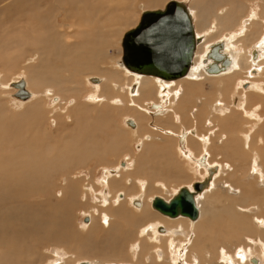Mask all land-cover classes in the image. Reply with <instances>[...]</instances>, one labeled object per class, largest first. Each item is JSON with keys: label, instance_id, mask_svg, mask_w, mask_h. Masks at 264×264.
<instances>
[{"label": "rangeland", "instance_id": "374dc122", "mask_svg": "<svg viewBox=\"0 0 264 264\" xmlns=\"http://www.w3.org/2000/svg\"><path fill=\"white\" fill-rule=\"evenodd\" d=\"M90 1H95V0H90ZM98 1H99L98 2L99 7L101 9H103V6H104V10H106L105 13H107V15H111V14L113 15L112 21L107 20L104 22L105 27L101 25L102 27H104V30H103L104 34L107 36V38L100 39V42L101 41L102 42L99 45V47H100V50L103 49V52L99 53V55L96 57H94L92 52L89 55V51H90L89 48L91 47L90 42H93V44H94V39L91 40L92 38H89L88 42L86 44H83L82 48L78 47L80 56L76 57L77 60L83 59V61H86L87 63H93L94 62L93 66L99 68L98 71H93L91 69H85V68H83V66L79 65L78 63H77V65L74 64L75 57H72V53L70 54L71 56L69 54H67V55H69L67 57L68 59H70V58L74 59L71 62L72 65L70 64V66L65 67V65H63V63L61 64L60 62H57V64H58L57 66H59V67L64 66V69L62 70V72L59 71V74L55 78V81H53V83H50V85H51L50 89L53 91V93L55 95L61 96L62 100H61V102L59 100V102L57 101V103H54V97H53L54 94L52 95V93L48 90L46 92V95H47L46 100H44L43 104L40 106V107H42L41 111L39 112V114L37 113L38 115H37V122L36 123L34 120L35 118L30 117L28 114L29 108L24 107V106L27 105V104L25 105V103H28V101L36 99L37 96L41 97V95L39 94L36 96L37 92L34 91L35 92L34 93L32 91V89H30V86H29L28 89L34 93V96L29 100H21V99L19 100V99L14 97V96H16L15 94L17 92V88L15 87L16 89H14L13 87L8 86V84H10L12 81H14V79H19L18 77L21 74L25 77L27 82H29V79H28L29 76L26 75L27 73L24 71V67H26V68L30 67V62L28 60L30 58V56L35 57V60H34L35 65L38 63L39 58H40V56H38V54H39L38 51L34 50V52H33V49H35V48L32 44L34 43V40L37 36H42V32H39V31L37 32L34 30V28L36 30L41 29L45 25V23H44V21H40V20L38 21L37 20V24L34 23L35 27L32 25L29 27H26L27 26V18L21 20V22H20L21 34H20V37L18 38L19 48H22L23 52H24L21 54L22 56L20 57L21 69H17L15 71V73H13L9 78H7L4 81L5 85L3 84V87H0V108H1L0 109V117L4 118L5 122H7L8 124H11L13 122L17 123V124L18 123H24V124L22 125V128H18L20 132L19 131H18L19 133L17 132L18 133L17 138L14 137L15 141H17V143H13V141L10 140V142H8L6 144L9 147L4 145V148L8 149L9 152H11V151L13 152L11 146L14 147V154H15L14 157H17L18 154L16 153V151H20V152L22 151V144L24 141H31V144L34 147L36 144V141L38 140L39 141L38 144H39V146H41L42 145L41 142H43V140H46L47 138H45L46 136H43L42 138H39V139L36 138V136H34V135L36 134V131L38 129H41L40 132H42V133L40 135H42L44 132L45 133L47 132L51 137L54 138V140H56L55 138H57V139L62 138L64 140L65 137H67L69 134H71L72 130H74L75 122L78 119V117L83 118V116H85L86 118H89L90 116H94V114H100L101 112H103L104 118H106V116H107V119L106 120L102 119L101 125L95 126V128L99 129L98 130L99 135L102 134L103 143H104L106 148H107V145L109 143L108 138H110V137L109 136L106 137L105 132L108 133V131H110V133L113 134V138H117V140H118L117 141L118 142L117 148L118 147L119 148L118 149L113 148L109 152L107 150L100 151L101 153L98 152L97 154L96 153L92 154L91 151H88L87 153H85L86 155L84 156V160L77 162V164L73 163V164H70L71 166L66 165L63 167L61 165L58 166V165L53 164L52 166L54 167V169L50 165V167L48 166L47 169H44V175L41 176V178L39 177L38 179H35L34 177L33 178L29 177L28 181L26 180L27 182L26 181H25V183L23 182L24 183L23 186H25V189L27 190L28 194L27 193L23 194V196H21L20 201H19V199L17 200L16 205H18V204L23 205V206L27 205L28 207L35 205V207H44L46 211H53V212L55 211L56 213L54 212L55 215L53 216V218L54 217L55 218L53 219L51 217L52 215H46L47 216L46 218L49 217L47 220L44 218V222L46 221L45 225L49 226V232L47 234L48 236L45 235L46 233L45 234L43 233V234H39L37 236V239L35 237V239H36L35 241L31 240L32 238H30V239L27 238L25 240V243H30L31 247L27 246V245H24L23 247L22 246L15 247V246H12V242L10 241L8 243V245H9L8 248L10 250L8 251V248L6 247L7 245L5 246L4 244L2 245L0 243V264H4L3 263L4 261H5V264H79L80 262H83V261H89V262L94 261V262H96L94 264H126V263H132V264H141V263L142 264H147V263L148 264H164V263L165 264H174V261L171 260V256L173 257L175 255V253H173L172 251L166 250L167 256L165 255L164 258L160 259L159 256L157 255L156 251H155V248L157 246H163L164 248L165 247L167 248V246H169V244L170 245H171V243L173 244L174 239L172 238V240H171V237L169 235H166V234L165 235L160 234L161 237L159 239H156L154 237V235L152 234L151 230H149V228H147L149 226H146V225H149L150 223L153 225L154 223H157L158 221H160V222L162 221V224L166 225V224L172 223L173 220L169 217L162 215L161 213H159L155 209H153L149 201H148V205H146L143 208V210L141 208H136L135 206H133V204H132L133 199H131V198H133V196L135 197L138 193H144L146 198H149L153 195H159V194L163 195V196L165 195L168 197L171 193L167 194L165 191L166 188L167 189L173 188V190H170V192H173L174 189H177L184 184H189V183H192L193 181L200 180L203 177V175L206 174V171L203 167L198 165L197 159L191 157L192 156L191 155V152H192L191 147L188 145L187 142L184 141L182 143L183 148H185V147L186 148H185V152L182 151V153H180L181 157H179V149H178L179 142L176 143V141H172V139L175 138L173 136L174 134L173 135L171 133L167 134L165 132L161 133L159 130H157L155 128V126H152V124H154V122H157L156 117L165 116V115H159V114L153 115L150 112H148V110H149L148 105H149V103H151V101L161 102V96L159 94V87H156V86H154V84H152V86L145 89L144 93L137 94V95L135 94L136 96L134 94H132L133 96H131V91H129L130 93H128V90H127V83L130 81H128L127 79H125L123 77V71L121 70L122 68L119 67V65H120L119 60L121 59L122 54H123L122 38H123L125 32L128 31L129 29L137 26V24L139 23V21L141 19V15H142L143 10L163 8L165 6V4L170 0H122V2H120V1L114 2L113 5H111L108 2V0L104 5H103L101 0H98ZM185 1H187L188 4L192 3V0H185ZM233 1H235V0H233ZM238 1L242 4H245V10L243 12V17L249 15L250 11L251 12L257 11L261 16V19H264V17H263L264 16L263 15L264 14V2H263L264 0H238ZM225 2L226 1L220 2L219 4H217L215 9L223 7V6L228 7L231 5L230 1H229V3L228 2L225 3ZM223 3L226 4L227 6L224 5ZM220 4H222V5H220ZM39 9H41L40 10L41 14H43L42 12H44L45 14H49V13L53 12L52 9L51 8L49 9L48 7L45 9L40 7ZM91 10H92L91 7L86 6L85 9L80 10V15L72 16V14H71V17L73 19L71 22L72 27H73V32H77V31L82 30V29L87 30L88 28H89L88 30H90L91 27L93 29V26L89 23L91 25V27H90L89 24H86L85 20H84V18L87 17V15H88L87 12H90ZM195 13H196V10H195ZM40 16H42V15H40ZM105 16L106 15L103 14V17L102 16H100V17H101V19H103ZM88 18L93 20L94 16L92 14H90V17L88 16ZM200 18H198V21L201 24ZM213 19H214V17H213ZM241 19L242 18L238 17L237 21H235V23L233 22L234 25H236L235 27H232V30L234 29L233 31H235V30H236V32L240 31V29L237 28V25H240ZM39 22H41V23H39ZM63 22H68V20H62L60 22H57L56 23L57 29L60 28V25ZM237 22H239V23L237 24ZM263 22H261V23H263ZM12 23L13 22H11V20H7V19L5 20V18L0 20V30L7 28V29H5L6 32H7V30H10V29L12 31L13 28L15 27V24H13V26H11ZM91 23L92 24L95 23L97 25H100V23L93 22V21ZM58 32H60V31L58 30ZM62 32L63 31H61L60 33L62 34ZM94 33H93V35H94ZM48 40H49L48 37L45 36L44 37V43H45V41H48ZM83 40H84L83 36H80V37L77 36V37L73 38V42L78 43V44L81 42L83 43ZM65 43H66L65 40L63 38H61V44L68 46V44L67 43L65 44ZM42 45H43V43H42ZM70 52L71 51L69 50L68 53H70ZM72 52L74 53V50ZM3 55L5 58H8L9 53L6 52ZM94 58H95V60H94ZM52 61H54V60H52ZM90 65L92 66V64H90ZM75 66H77V67H75ZM68 67L70 70L66 69ZM117 69L119 71L121 70V72L117 77H115L114 73H115V70H117ZM72 70H75V71H72ZM71 71L75 72V75H73V77H71V75H72ZM1 75H2V72H1V65H0V76ZM17 75H19V76L17 77ZM67 75L71 77V79L68 77L66 80L67 83L69 82L68 84L66 83V85L69 87H67L65 85V81H64L63 82L64 84L61 86V91H60L57 88V85L60 84L63 81L64 76L67 77ZM99 75H105L106 76V79L103 83L101 82L98 85H94V84H91L90 81L88 82L89 76H99ZM249 75L251 76V79L244 80L245 82L240 80V79L246 77L245 72L241 73V75H238L239 79L236 78L238 76L230 77V78L227 77L224 79L225 81H220L221 78L220 79L211 78L210 75H208L207 73H206L205 77L199 78V79H197V81H196V78H193V77L189 78L188 77L185 80H182V82H179V84H181L180 85L181 87L178 85L176 86V87H178V88H176L178 90L177 91L178 94L175 93V95L174 94L172 95V103H171L172 108L173 107L175 108L176 105L181 104L186 109L185 115H188V117H191V119L189 120V125L194 126V128H196L201 134H208L207 136H209V137L211 136V138L213 137V140H212L213 142L209 146L203 147V151H205V150L211 151L213 153V158L215 160L225 162L226 167H227V169L223 173L218 175V178H217V188L221 192V193L219 192L220 197H217L219 199V201L218 202L213 201V203H212V201L207 199V197L204 198V200L206 199L205 208H207L208 206L209 207L214 206L212 209L207 208V210L208 209H210V211L216 210L218 213L215 211L216 213L215 212H209L208 214H204L202 216L203 219H201L196 224L200 228L199 229L197 227V230H196L198 238H197V242H195V243L197 246L195 244H193V246H192V244H190V243H192L191 242L192 233L190 234V237L187 239L188 242L186 241L187 243H184L185 245H182V246H184V247H182L183 253L186 252L185 260H186V262L189 261V263L193 262L194 264H201V263L202 264H224L223 259H225L226 255L230 256V255L234 254L240 248V245H242V247L245 245H253L254 243H256L257 239L259 238L257 236H259L260 232H261V234L264 233L263 227L261 229L256 227L258 217L255 218V215L258 216V214H259V216H262L261 214H263L262 217H264V205H263L264 202H263L262 206L260 205L261 198L263 197V199H264V187L261 186L262 187L261 188L259 186V183L257 182V177L261 178V176H262L264 179V173H263L264 172V108L261 112L262 114H261L260 120L255 121V120L249 119L247 116H245V114H241V117H240L239 116L240 113L238 111L237 112H231V113H234L235 115L231 114V113L227 114V115L225 114L226 117L224 115L223 116H219L218 114L216 115L215 111L213 112L212 108L209 105L212 103L213 100L216 99V96L218 93L216 91L218 88L225 89L224 93L222 91L225 98H227L228 94H232V91H234L233 89L237 88L236 92H239V93L241 91L242 92L248 91L247 97L249 95H251L252 93H254V95L252 94V96H249V98L246 97V100L249 99V101H250V102L248 101L249 103H251V104L252 103L255 104V102L258 104L264 103V91L262 93V90L259 89L262 87L260 84L262 81H264V78H260L257 75H252L251 73ZM263 76H264V74H263ZM112 77H115L116 79L113 80ZM206 77H208V78H206ZM31 78H33V76ZM205 78H206V80H205ZM200 79L202 82L201 86L203 87L202 92L197 94L196 91H194V93H191L190 91H188V88H191V87L197 88V84L200 83V82H198V81H200ZM8 80H10V81H8ZM39 80H42V79L40 78ZM114 81H116L117 83ZM246 82H250V83L248 84ZM241 83H243V84H241ZM125 84H126V86H125ZM244 84H246L248 86L245 85V87H244ZM256 84H257V86L260 85L261 87L256 88L257 87ZM46 86H48V85H46ZM251 86H253V87H251ZM72 88H73V90H72ZM40 92H41V90H40ZM163 93H166V91ZM257 93H258V96H257ZM96 96H98V97H96ZM115 96H119L117 98L121 99L122 102L120 105H118L120 103L118 100H115V101L113 100ZM224 96L222 95V97H221L223 100H224ZM73 98L76 100L71 105L69 103L73 101L72 100ZM137 102H139V104H142L143 107L142 106L137 107L136 105H139V104H137ZM56 104H57V106L55 107ZM48 105H50V106H48ZM134 106H135V109H134ZM188 106H189V108H188ZM145 108H147L148 110H146ZM138 109H139V112H137ZM258 114H260V111L258 112ZM134 115L136 117H137V115H139L141 117V119H139V121H140V124L143 125L142 129L137 130V132L131 131V130H134L135 128L133 129V128L128 127L126 122H125L127 118L132 117ZM178 115H180V113H177V116ZM213 115H215V116H213ZM232 115H234V116H232ZM177 116L175 114H172V116L170 118L171 121L174 122V126L176 129H178L182 123V121H181L182 118L178 116V119H176L175 117H177ZM134 117H132V118L135 119L136 117L135 118ZM185 118H186V116H185ZM231 118H233V119L231 120ZM240 118H241V120L242 119L243 120L241 121ZM234 120L235 121L237 120V122H235ZM78 121L79 120H77V122ZM146 121H147V124H146ZM176 121H178V122H176ZM245 121L251 123V125L248 126L249 128L247 127L248 130L246 132L244 130H242L241 132L228 131L227 125H229L232 128L239 126V129H243V128H241V126H242L243 122L245 123ZM33 122L35 123V125H32L34 127V130L31 134H29L27 132V130H29L28 126L31 127L30 124H33ZM234 122H235V124H234ZM150 123H152L151 124L152 128L148 129L147 125ZM236 123H238L240 125H238ZM103 124H105V125H103ZM158 124L164 125L160 122V120L158 121ZM78 125L80 128L88 129L87 125L84 126L81 123H78ZM23 126L24 127L27 126L26 128H28V129H25ZM103 126H105V127H103ZM177 126H179V127L177 128ZM222 126H225V128L227 126L225 133H224V130H221V128H223ZM97 127H99V128H97ZM145 127H146V129H145ZM181 127H182V125H181ZM211 128H214V129H212V130H214V132L209 131ZM146 134H150L151 138L150 139L144 138L146 136ZM221 134H224L222 136V138L219 137ZM246 134H247V136L249 135V137H251L250 139H252V141H253L252 142L253 145L251 147L252 150H249V147L245 146V140L243 137ZM30 136H31V138L33 136L35 138L33 137L31 139ZM165 137H167V138H165ZM236 137H237V139H235ZM198 141H199V144L201 145V143H202L201 139L198 138ZM140 142L142 143L141 145H140ZM156 142L157 143L160 142V144H157L158 146L151 145L152 143H156ZM227 142L230 144H228ZM55 143H56L55 149H56V152H58L59 151V144L57 142H55ZM144 143H145V145H143ZM175 143L177 146L174 145ZM232 144L236 145L235 148H237L236 149L237 151L235 150V148L233 147L234 145H232ZM24 145H25V142H24ZM147 145H149V146H147ZM17 146L19 149L16 148ZM187 146L189 147V150H188ZM223 146L224 147L226 146L225 147L226 149ZM157 147H159V148H157ZM216 148H218V149H216ZM242 149H244V150H242ZM249 151L250 152L252 151V153L251 154L248 153ZM255 152H256V154H255ZM144 153H145V155L146 154L147 155L145 156ZM150 153H152V154H150ZM161 153H163V154H161ZM217 153L219 155H216ZM8 155L9 154H7V156ZM54 155H55V153H54ZM74 155L76 156V153ZM188 155L189 156L191 155V156L189 157ZM184 156H186V158ZM251 156H253L255 158L256 165L253 164L252 161H254L253 160L254 158ZM8 157L10 159L7 158V160L10 162L11 156L9 155ZM27 157L29 158L31 156H27ZM129 157H130V159H129ZM151 157H154V158H151ZM56 159H58V158L56 156H54L53 161ZM153 159H154V161H153ZM122 161H127L128 163H131V165H130L131 167L129 170L130 172L124 173V171H121V172H123V173H121L122 176L126 174L125 176H123V178L120 174L118 176H115L116 179H115V177H113V179L111 181V183L113 184V186H112V189H113L112 190V192H113L112 196L113 197L108 198L107 199L108 201H107L100 194L102 184L99 181H102L101 179L103 178L102 175L104 173L103 170L107 167L120 166V162H122ZM187 163H189L188 164L189 166H188V169L185 170V166H186L185 164H187ZM191 163H192V165H190ZM195 163H197V167L195 166ZM175 164L180 169L183 170L182 171L183 173H178L177 170L174 171L171 169V168L176 167ZM253 166H256L257 168L254 167L255 170H253L252 169ZM261 167H263V169ZM198 169H200V170H198ZM230 169H232V170L230 171ZM121 170H123V168H121ZM134 170H135V172H134ZM148 170H149V172H148ZM51 171L53 174L51 173ZM156 171H158V173H156ZM163 171H164V173H163ZM28 173L30 174L31 171H28ZM47 173H49V174L47 175ZM131 173H133V174L131 175ZM24 174H26V173H23L22 179H24L27 175L32 177V173L30 175L29 174L24 175ZM228 174H230V175H228ZM159 175H161V176H159ZM45 177H46V179H45ZM118 177H119V179H118ZM49 178H50V180H49ZM84 178H85V180H84ZM127 178H130V179L132 178V181H130V180L127 181ZM173 178H175V179H173ZM225 178H227V180H225ZM30 179H32V180L30 181ZM143 180H145V181H143ZM75 181H76V183H75ZM161 181L162 182L164 181L165 184H168V185H165V188H164L163 186H161V183H162ZM233 181H236L239 184V187H240L239 190L241 192L239 194H236L234 200H231V199H229V195H228L229 187H227V186H229L228 182L232 184ZM245 181H247V182H245ZM28 182H30V183H28ZM72 182H73L74 186L71 185ZM140 182H141V184H140ZM145 182H147L148 184L146 185ZM157 182H160V183H157ZM36 183L39 185H36ZM41 183L42 184L44 183V184L42 185ZM222 183H223V185H222ZM252 183L253 184L257 183V185L252 186L253 185ZM76 184L77 185L79 184V185L77 186ZM150 184L155 186V187L151 186ZM80 185H81V187H80ZM82 186H84V187H82ZM90 186H92V193L89 192V190H88V188ZM145 186H146V188H145ZM255 186L258 188H256ZM35 188H37V189H35ZM249 188L251 189L252 194L250 192H245L246 190L247 191L250 190ZM45 189H47V191H45ZM79 189H80V191H79ZM40 191H42L43 193ZM93 191H95V192H93ZM121 191H123L125 194H127V197L126 198L124 197L126 199V201L124 198H120V197L115 198L114 197V195L116 193H120ZM65 192H66V194H65ZM74 192L77 194H75ZM30 193H32V195ZM57 193L58 194L60 193V195H58ZM257 193H258V195H257ZM67 194H70L71 197L67 198ZM26 195H27V197H26ZM243 195L248 200L247 206L243 205V203H242L243 202L242 201ZM24 196H25V198H23ZM99 197L101 200L98 199ZM226 197H228V198H226ZM232 199H233V197H232ZM23 200H25V201L23 202ZM26 200H28V201H26ZM50 200H51V202H50ZM104 200H106V201H104ZM40 201H42V202H40ZM28 202H30V203H28ZM46 202L49 204L48 206H47ZM104 202H106V203H104ZM219 202H221V203H219ZM238 202H239V204H238ZM214 203L217 206H215ZM50 204H51V206H50ZM229 204L230 205H234V204L236 205V210H235V213L233 214L234 216L233 215L230 216V215L226 214L225 212H222V210H221V208H223L225 205H229ZM120 205H121L122 211H120L121 210ZM237 205H242V207H237ZM254 205H256L255 206L257 208L256 211L252 210ZM105 206H107V207H105ZM108 206L110 208L119 207V208H116L115 211H113V212H116V214H118V216H115L114 214H111L110 211H105L103 209V207L108 209ZM251 206H252V209H249ZM47 207H51L53 209L49 210ZM72 207H73V209H72ZM63 208H64V211L68 210V208L70 209V213H67L64 215L65 220H67V223L64 220L65 226L63 225V220L61 222V220L57 218L58 215L63 216V212H64ZM215 208H217V209H215ZM58 210H60L61 212ZM117 210H118V212H117ZM133 210H134V212H133ZM221 213H224V214H222L221 219H220L219 217H220ZM107 214L112 215V216L109 217V216H107ZM212 214L215 216L214 219H217V222H215L214 225L211 222L208 223V220L210 221V219H208V218L209 217L211 218ZM90 215L91 216L93 215L92 219L90 220V221H92V226H91V222H86V220H85L86 216L91 217ZM206 215H207V217H206ZM93 217H95V218H93ZM51 219L54 222L51 221ZM244 220H246V221H244ZM55 221H57V223ZM52 222H53V224H52ZM106 222H109V224ZM199 223H201V224H199ZM113 224H115V225H113ZM134 224H136V225H134ZM247 224H248V226H247ZM110 225H111V227H110ZM209 225H210V227H207ZM251 225L253 227L252 229H251ZM63 226H64V228H63ZM166 226H168V225H166ZM218 226H219V228H218ZM234 226H235V228H234ZM143 227L147 228V230H145L146 232H144V229H142ZM16 228H17V224L15 223L13 229L16 230ZM212 228H214V229H212ZM238 228H240V229H238ZM244 228H247V229L243 230ZM45 229H48V227H46ZM54 229H56V230H54ZM63 229H64V231L66 230L68 232V234L66 233V231L64 232ZM224 230H225L226 234L228 233L227 235H225ZM234 230H236L235 231L236 233L234 232ZM251 230H252V233H251ZM205 231H206V233H205L206 235L203 233ZM245 231L247 233L249 231V233L247 234ZM253 231L255 233H253ZM258 231H259V233H258ZM143 232H144V234H143ZM200 232H202V233H200ZM222 232L224 234H222ZM60 233H62L63 235L62 234L60 235ZM238 233H239V237H238ZM55 234H56V237H54ZM215 234L217 236H215ZM42 235H44V236L40 237ZM57 235H60V236L58 237ZM65 235H67V236L64 237ZM111 235L112 236L115 235V236L109 238ZM246 235L248 237H251V238H248ZM137 236H138V238H137ZM83 237H84V240L82 239ZM43 238H46V239L43 240ZM86 238H88V239H86ZM154 238L156 240H154ZM193 238H194V235H193ZM40 239H42V241ZM50 239H51V241H50ZM53 239H55V240H53ZM38 240H40V241H38ZM207 240H209L210 242ZM227 240H228V242H227ZM111 241H113V242H111ZM205 241L208 243H206ZM116 242H118V243H116ZM112 243L114 245H112ZM138 243L140 245H143V246H140ZM31 244H33V245H31ZM85 244H87V245H85ZM115 244H117V246ZM108 245H109V247H108ZM111 245H112V247H111ZM210 245L213 246V249H212V246L210 247ZM188 246L190 249L188 248ZM14 247H15V250H14ZM143 247H144V249H143ZM185 247H186V249H185ZM23 248H25V249H23ZM27 248H33V250L35 252V255L33 254V256L31 258H27L25 256L26 255L25 251H27ZM112 248H114V249H112ZM215 248H216V251H215ZM224 248L228 249L229 251H227V250L223 251ZM95 249H97V250H95ZM184 249H185V252H184ZM192 249H194V251ZM196 249H198V250H196ZM206 249H208V250H206ZM233 250L235 252H233ZM118 251H120L121 255ZM124 251H125V254H124ZM196 251H198V253L201 254V256L198 253H196ZM20 252H21V254H20ZM140 252H142V253H140ZM216 252L218 254H220L222 252V255L218 256V254H217V256H216ZM230 252H232V254ZM1 253H2V256H1ZM190 253H191V255H190ZM92 254H94L95 256ZM148 255L151 257L150 260L146 259V257ZM223 255H225V256L223 257ZM5 256H7V257H5ZM11 257H14L13 262H10L12 259L6 261L7 258H11ZM216 257H218V258L216 259ZM176 258H177V256H176ZM179 258L180 257L177 258V262H178L177 264H183V262L182 263L179 262V260H180ZM220 258H221V260H220ZM161 261H163V262H161Z\"/></svg>", "mask_w": 264, "mask_h": 264}, {"label": "bare ground", "instance_id": "6f19581e", "mask_svg": "<svg viewBox=\"0 0 264 264\" xmlns=\"http://www.w3.org/2000/svg\"><path fill=\"white\" fill-rule=\"evenodd\" d=\"M101 1H102L103 5L107 2V0H101ZM116 1L117 2L118 1L122 2V0H108V2L111 5H113L114 2H116ZM179 1H182V2H184V3H186L188 5L189 12H190V14L192 16L193 24H194V27H195V31L197 33V36H200V38H201L200 41L197 42V45H196V48H195V51H194L193 62L191 64V67H190L189 71L185 75H183L181 77H178V78L164 79V78H161V77L156 76V75L142 74V73H139V72H135V71L130 70L123 63L122 57L119 60V63H120L119 67L122 68L121 70L123 71V77L125 79H127L128 81H130V82L127 83V90H128V93H130L129 91H131V96H133L132 94H134V95L136 94L137 95V94L144 93L145 92V89H147L148 87L152 86V84H154V86H156V87H159V94L161 96V102L151 101V103H149V105H148L149 106V110L147 108H145V109L148 110V112H150L153 115L159 114V115H165V116L156 117V121L157 122H154V124H152V123L148 124L147 125V128L148 129H151L152 126H155V128L157 130H159L161 133H164L165 132L167 134H169V133H171L172 135L174 134L173 136L175 138L172 139V141H176V143L179 142V144H178L179 157H181V154L180 153H182V151L185 152V148H186V147L183 148L182 143L184 141L187 142L188 145L191 147V151H192L191 152V155L192 156L191 155L190 156L193 157V158H195V159H197L198 165L201 166V167H203L205 169V171H206V174L203 175V177L200 180L193 181L192 183H189V184H184V185L180 186L179 188L174 189L173 192H170V190H173V188H170V189L169 188L168 189L166 188L165 189L166 193L167 194H170L171 193L168 197L165 196V195L163 196V195H160L159 194V195H153V196H151L149 198H146L145 195H144V193H138L135 197L132 195L133 198H131V199H133L132 204L136 208H141L143 210V208L146 205H148V201H149L153 209H155L156 211H158L162 215H164L166 217H169V218H171L173 220L172 223L166 224L168 226H166L165 224H162V221L161 222L158 221L157 223H154L153 225L151 223L149 225H146V226H149L147 228H149V230H151L152 234L154 235V237L156 239H159L161 237L160 234L169 235L171 237V240H172V238L174 239L173 244L172 243H171V245L169 244V246H167V248L166 247L164 248L163 246H157L155 248V251H156L157 255L159 256V258L160 259L161 258H164L165 255L167 254V251L166 250H169V251H172L173 253H175V255L173 257L171 256V260L174 261V264H177L178 263L177 262V258L178 257H180L179 258L180 260L178 259L179 262H181V263L183 262V264H194L193 262H190V263H189V261L186 262V260H185V254H186L185 249H186L187 246L184 249V252L185 253H183L182 247H184V246H182V245H185L184 243H187L188 242L187 239L190 237V234L191 233H192V235H191V242L192 243H190V242L189 243L192 244V246H193V244L196 245L195 242H197V238H198L197 231L196 230H197V227L199 228V226L196 225V224L201 219H203L202 216L204 214H208L209 212H215L216 211V210L215 211L214 210L213 211H210V209H212L214 206H212V207H209V206L207 207L206 206L207 208H210V209H208L209 211L207 210V208H205V203H206L205 201H206V199L204 200V198L207 197V199H209L210 201H212V203H213V201H216V202L219 201V199L217 197H220L219 196L220 190L217 188V178H218V175H220L221 173H223L227 169V167H226V163L225 162H223V161L221 162L219 160H215L213 158V153L211 151H209V150L203 151V147H207V146H209L213 142L212 141L213 140V137L211 138V136L210 137L207 136L208 134H201L196 128H194V126L189 125V120L191 119V117H188V115H185L186 109L181 104H178V105L175 106V108L174 107L172 108V104H171L172 103V95L173 94L175 95V93H177L178 90L176 88H178V87H176V86L177 85L180 86L181 84H179V82H182V80H185L188 77L189 78L190 77H193V78H196V81H197V79L202 78V77H205L206 73L208 75H210L211 78H217V79H220L221 78L220 81H225L224 79L227 78V77H229V78L230 77H236L238 75H241V73H243V72H245V76L246 77L240 79L242 81L251 79V76L249 75L250 73L252 75H257L260 78H264V76H263V74H264V22H263L264 19H261V16H260V14L257 11H253V12L250 11V14L249 15L243 17V12L245 10V4L240 3L238 0H235L236 2L233 1V0H192V3L191 4H188V2L185 1V0H179ZM224 1H226L228 3L230 1V4L231 5L228 6V7L223 6V7H220V8H216L215 9V7H216L217 4H219L220 2H224ZM98 2H99L98 0H95V1H90V0H0V20H2V19L5 18V20L7 19V20H11V22H13L11 26H13V24H15V27L13 28L12 31L10 29V30H7V32H6L5 29H7V28L0 30V65H1V72H2V75L0 76V87H3L4 81L7 78H9L13 73H15V71L17 69H21V67H20V63H21L20 57L22 56L21 54L24 53L23 52V49L22 48H19V45H18V38L20 37V34H21V29H20V22H21V20L27 18V26L26 27H29L31 25L34 26V23L37 24V20L38 21L39 20L40 21H44V23H45V25L41 29L36 30L34 28L35 31L42 32V36H37L35 38V40H34V43L32 44L34 46V48H35V49H33V52H34V50L38 51L39 52L38 56H40V58H39L38 63L35 65L34 64L35 57L34 56H30V58L28 59L29 62H30V67H28V68L24 67V71L27 73L26 75L29 76V78H28L29 79V82H27V80L25 79V77L21 74L20 76L17 75V77L19 76L18 77L19 79H14V81H12L10 84H8V86H11L14 89H16L15 86H14V84L16 82L20 81L21 79H24L26 81V88L30 92V95L27 98H25V99H22L20 97L14 96L15 98H17L19 100L20 99L21 100H29V99H31L34 96V93L35 92H37L36 96L39 95V94L41 95V97L37 96L36 99L31 100V101H28V103H25V105L26 104L27 105L24 106V107H28L29 108V113L28 114H29L30 117H34L35 118L34 119L35 120V123L37 122V115L39 114V112L41 111V108H42L40 106L43 104L44 100H46V97H47L46 92L49 90L52 93V95L54 94L53 91L50 89L51 88L50 83H53V81H55V78L58 76L59 71L62 72V70L64 69V66L63 67L57 66L58 65L57 62H60L61 64L63 63V65H65V67L70 66L71 62L74 59L73 58L68 59L67 57L72 53V57H75L74 64L77 65V63H78L79 65L83 66V68H85V69H91L93 71H98L99 68L93 66L94 65V62L93 63H87L86 61H83V59L82 60H80V59L77 60L76 59V57L80 56L79 55V48L78 47L82 48L83 47V44H86L88 42V39L89 38H92L91 40L94 39V44H93V42H90L91 43V47L89 48L90 49L89 55L92 52V54L94 55V57H96V56L99 55V53L103 52V49L100 50L99 45L102 42V41L100 42V39L107 38V36L103 32L104 27H105L104 22L107 21V20L112 21L113 20V15L112 14L111 15H107V13H105L106 10H104V6H103V9H101L99 7V5H98ZM220 5H222V4H220ZM224 5H226V4H224ZM86 6L91 7L92 10L90 12H87L88 15H87V17L84 18L85 23L86 24H89L90 23L93 26V29L95 31L92 29L91 25L89 24V26L91 27L90 30H88L89 29L88 28L87 30L86 29H82V30H79L77 32H73V27H72V24H71V22H72L73 19L71 17V14H72V16H78V15H80V10L85 9ZM40 7L41 8H44V9L47 8V7L49 9L51 8L53 12H51L49 14H45L44 12H42L43 14H41L40 13V10L41 9H39ZM146 10H148V9H146ZM195 10H196V13H195ZM144 11L145 10H143L142 13ZM90 14H92L94 16L93 20H91V19L88 18V16L90 17ZM103 14H105L106 16L103 19H101L100 16L103 17ZM40 15H42V16H40ZM213 17H214V19H213ZM238 17H240L242 19H241L240 25H237V28L240 29V31L239 32H236V30L235 31H233L234 29L232 30V27H235L236 26V25H234V23H235V21H237V18ZM198 18L201 19V21H200L201 24L199 23ZM62 20H68V22L61 23L60 28L57 29L56 23L57 22H60ZM92 21L93 22L100 23V25H97L95 23L92 24L91 23ZM261 22H263V23H261ZM39 23H41V22H39ZM238 23L239 22H237V24ZM101 25L104 26V27H102ZM58 30L60 32L63 31L62 34L60 32H58ZM93 33H94V35H93ZM45 36L48 37L49 40L48 41H45V43H44V37ZM77 36L78 37H80V36H83L84 37L83 43L81 42V43L78 44V43H74L73 42V38L74 37H77ZM61 38H63L65 40V42L68 44V46L61 44ZM42 43H43V45H42ZM213 46H218V48H219L220 52L223 54L224 58H227L228 59L226 63L225 62L223 63V61H220V60L219 61H216L215 59L208 57V53L213 48ZM69 50L71 51L70 53H68ZM73 50H74V53L72 52ZM6 52L9 53L8 58H5L4 55H3ZM67 54H69V55H67ZM52 60H54V61H52ZM94 60H95V58H94ZM216 63H218L219 66H222L221 69H220V71H218V72H210L209 71L210 67L213 64H216ZM90 64H92V66ZM75 67H77V66H75ZM66 69L67 70H70L69 67L66 68ZM121 70L120 71L118 69L115 70V73H114L115 75L114 76L117 77L120 74ZM72 71H75V70H72ZM72 71H71V73H72L71 77H73V75H75V72H72ZM32 76H33V78H31ZM68 77L71 79V77L68 76V75H67V77L64 76L63 81L60 84L57 85V88L60 91H61V86L64 84L63 83L64 81H65V85H66V83H67L66 80H67ZM115 77H112V79L115 80L116 79ZM40 78L42 80H39ZM206 78H208V77H206ZM206 78H205V80H206ZM236 78L239 79V76L236 77ZM94 79H96V80H94ZM105 79H106V76L105 75L89 76L88 77V82L90 81L91 84L98 85L101 82L103 83L105 81ZM8 81H10V80H8ZM114 82H116V81H114ZM198 82H200V83L197 84V88L191 87L192 89L191 88H188V91H190L191 93H194V91H196L197 94L198 93H201L202 92V88H203L201 86L202 85L201 79ZM246 83L249 84L250 82H246ZM241 84H243V83H241ZM46 85H48V86H46ZM245 85L246 84H244V87H245ZM260 85L257 86V84H256L257 87L256 86L255 87L256 88L261 87L259 89H261L262 90V93H263V91H264V81H262ZM29 86H30V89H32L33 92L35 91L34 93L28 89ZM125 86H126V84H125ZM246 86H248V85H246ZM253 86H251V87H253ZM67 87H69V86H67ZM40 90H41V92H40ZM72 90H73V88H72ZM233 90L234 91H232V94H228L227 98H225V96L223 94L224 91H225V89L218 88L217 91H216V92H218L217 93V96H216V99L213 100L211 104H209L210 107L212 108V111L213 112L215 111V114L216 115L218 114L219 116H223V115L225 116V114L227 115V114H230L231 112H237L238 111L240 113V115H239L240 117H241V114H245V116H247L249 119L255 120V121H259L260 120V117H261V114H262L261 112H262V110L264 108V103L258 104V103L255 102V104H253V103L251 104V103H249L250 102L249 99L246 100L247 92L248 91H243L242 92L240 90L241 92L239 93V92H236L237 91V88L236 89H233ZM165 91H166V93H163ZM222 91H223V93H222ZM221 94L224 96V100L221 98L222 97ZM252 94L254 95V93H252ZM252 94L249 95V96H252ZM249 96L247 98H249ZM257 96H258V93H257ZM53 97H54V103H57V101L59 102V100L61 102V100H62V97L61 96H58V95H55L54 94ZM96 97H98V96H96ZM117 97H119V96H115L113 100L114 101L115 100H118L120 102L118 105H120L122 101H121L120 98H117ZM72 100H71L72 102L69 103L71 105L75 102L76 99L73 98ZM137 104H139V102H137ZM48 106H50V105H48ZM56 106H57V104L55 105V107ZM136 106L137 107H140V106L143 107L142 104H139V105H136ZM188 108H189V106H188ZM134 109H135V106H134ZM259 111H260V114H258ZM137 112H139V109L137 110ZM177 113H180V115H178V116L182 118V120H181L182 121V123H181L182 127H181V125H180V127L177 126V128L179 127L178 129L175 128L174 122L171 121V119H170L171 116H172V114H175L177 116ZM231 114H234V113H231ZM234 115H232V116H234ZM134 116H132V117H134ZM178 116L175 117V118L178 119ZM185 116H186V118H185ZM213 116H215V115H213ZM132 117L127 118L125 122H126V124H127L128 127L133 128V129L135 128L134 130H131V131L137 132V130H141L142 127H143V125L140 124V121H139V119H141V117L139 115H137V117L135 116L136 117V118L134 117L135 119H133ZM102 119H104V120L107 119V116H106V118H104L103 112H101L100 114H94V116H90L89 118H86L85 116H83V118H79L78 117L77 120H79V121L77 122V120H76L77 123L75 122L74 130H72L71 134H69L68 136L65 134L67 137H65L64 140L62 138L61 139L60 138L59 139L55 138L56 140H54L53 137H51L47 132L45 133L44 131H43L44 133L42 135H40L42 132H40L41 129H38L36 131V134L34 136H36V138H38V139L39 138H42L43 136H46L45 138H47L46 140H43V142H41L42 145L39 146V144H38L39 141L38 140L36 141V144H35L34 147L31 144V141H24L25 142V145H24V142H23V144H22V151L20 152V151H16L15 150L18 155L16 154L17 157H14L15 156V154H14V147L11 146L13 152L12 151L9 152L8 149H5L4 148V145H6L8 142H10V140H12L13 143H17V141H15V138L14 137L17 138V134L20 132L18 128H22V125L24 123H18L17 124V123H14L13 122L11 124H8L7 122H5L4 118H1L0 117V243L2 245L3 244L5 246L7 245L6 247L8 248V246H9L8 243L11 241L12 242V246H15V247H18V246H22L23 247L24 245L30 246V243H25V240L27 238H29V239L32 238L31 240L35 241L37 239V236L39 234H43V233L45 234L46 233L45 235H47L48 232H49V226L45 225V222L46 221L44 222V218L46 220L49 218V217L46 218L47 217L46 215H52L51 217L53 218V216L56 213L55 211H54L55 213L53 211H46L44 207H35V205L34 206H31V207H28L27 205L26 206L19 205V204L16 205L17 204V200L19 199V201H20L21 196H23V194H26L27 193V190L25 189V186H23V184L25 183L26 180L28 181L29 177L30 178H33L34 177L35 179H38L39 177L41 178V176L44 175V169H47L48 166L50 167V165H51V167H53L52 166L53 164L58 165V166L61 165L62 167L63 166H66V165L73 164V163H76L77 164V162L84 160V156L86 155L85 153H87L88 151H91L92 154H94V153L97 154L100 151L107 150L109 152V151H111V149L117 148V144H118L117 141L118 140H117V138H113V134H111L110 131H108V133L105 132L106 137L107 136L110 137V138H108L109 139V143H108L107 148H106L105 145H104V143H103L102 134L99 135V132H98L99 129H96L95 128V126H100L101 125ZM130 119H132L134 121V124L133 125L129 122ZM232 119L233 118H231V120ZM159 120L164 125L158 124V121ZM240 120H241V118H240ZM176 122H178V121H176ZM235 122H237V120ZM235 122H234V124H235ZM35 123L33 122V124H30L31 127L28 126L29 130H27V132L29 134H31L33 132L34 127L32 125H35ZM78 123H81L84 126L87 125V127H88L89 130L88 129H85V128H80L79 125H78ZM146 124H147V121H146ZM151 124H152V126H151ZM236 124H238V123H236ZM103 125H105V124H103ZM238 125H240V124H238ZM249 125H251V123L245 121V123L243 122V124L241 126V128H243V129H239V126H236L235 128H232L229 125H227L228 128H227V126H226V128L228 129V131H231V132H235V131L236 132H241L242 130H244L246 132L248 130V128H249L248 127ZM26 127H24V128L25 129H28ZM103 127H105V126H103ZM222 127L223 128H221V130H224V133H225L226 128H225V126H222ZM97 128H99V127H97ZM145 129H146V127H145ZM212 129H214V128H211L209 131L214 132V130H212ZM223 135L224 134H221L219 137L222 138ZM30 138H31V136H30ZM144 138L150 139L151 138V135L150 134H146V136ZM165 138H167V137H165ZM198 138L201 139V141H202L201 145L199 144ZM243 138L245 140V146L249 147V150H252L251 147L253 145V143H252L253 141H252V139H250L251 137H249V135L247 136V134H246ZM235 139H237V137ZM54 141L59 144V151L58 152H56V149H55L56 148V143ZM141 142H140V145L142 144ZM176 143L174 145H176ZM157 144H160V142L159 143H157V142L156 143H152L151 145L158 146ZM228 144H230V143H228ZM143 145H145V143ZM232 145H234V144H232ZM6 146H8V145H6ZM147 146H149V145H147ZM235 146L236 145H234L233 147L235 148ZM16 148L19 149L18 146ZM157 148H159V147H157ZM187 148L189 150V147L188 146H187ZM216 149H218V148H216ZM236 149L237 148H235V150ZM242 150H244V149H242ZM54 153H55V155H54ZM75 153H76V156L74 155ZM248 153L251 154L252 151L251 152L249 151ZM7 154H9L11 156L10 162L7 160V158L10 159L8 157L9 155L7 156ZM150 154H152V153H150ZM161 154H163V153H161ZM255 154H256V152H255ZM144 155H145V153H144ZM216 155H219V154L217 153ZM27 156H31V157L28 158ZM54 156H56L58 159H56V160L53 161ZM184 157L186 158V156H184ZM251 157H253V156H251ZM151 158H154V157H151ZM129 159H130V157H129ZM253 160H254V161H252L253 164L256 165L255 158ZM153 161H154V159H153ZM197 163H195V166L196 167H197ZM188 164L189 163L185 164L187 166V167L185 166V170L188 169V166H189ZM130 165H131V163H128L127 161H122L120 163V166H114L115 168H109V167H107V168H105L103 170V172H104L103 175H102L103 178L101 179L102 181H99V182L102 184V188H101L100 194H101V196L104 199L107 200L113 194V192H112V190H113L112 189L113 184L111 183L113 177L118 176L119 174L121 175V173H123L121 171H124V173L125 172H130L129 171L130 170V167H131ZM190 165H192V163ZM175 166H176L175 168H171V169L174 170V171L177 170L178 173H183L182 172L183 171L182 169H180L176 164H175ZM254 167H256V166H253V168H252L253 170H255ZM121 168H123V170H121ZM261 168L263 169V167H261ZM53 169H54V167H53ZM198 170H200V169H198ZM231 170L232 169H230V171ZM28 171H31L32 177L27 175L26 177L24 176L25 177L24 179H22L23 178V173L29 174ZM107 171H108V173H107ZM134 172H135V170H134ZM148 172H149V170H148ZM51 173H52V171H51ZM156 173H158V171H156ZM163 173H164V171H163ZM26 174H24V175H26ZM48 174L49 173H47V175ZM132 174L133 173H131V175ZM125 175H123V176H125ZM228 175H230V174H228ZM123 176H122V178H123ZM159 176H161V175H159ZM45 179H46V177H45ZM115 179H116V177H115ZM118 179H119V177H118ZM173 179H175V178H173ZM31 180L32 179H30V181ZM49 180H50V178H49ZM84 180H85V178H84ZM128 180L132 181V178L131 179L130 178H127V181ZM225 180H227V178H225ZM143 181H145V180H143ZM245 182H247V181H245ZM257 182L259 183V186L260 187L261 186L264 187V179H263L262 176H261V178L257 177ZM28 183H30V182H28ZM37 183H36V185H39ZM75 183H76V181H75ZM145 183H146V185L148 184L147 182H145ZM157 183H160V182H157ZM140 184H141V182H140ZM228 184H229V186H227V187H229L228 190L230 192V193L228 192L229 199L234 200L236 194H239L241 192L239 190V188H240L239 187V184L236 181H233L232 184L228 182ZM71 185H73V182L71 183ZM165 185H168V184H165V182L163 181L161 183V186H163L165 188ZM222 185H223V183H222ZM254 185H257V183L256 184L254 183L252 186H254ZM92 186H90L88 188L89 192H91V193H92ZM151 186H153V185H151ZM80 187H81V185H80ZM82 187H84V186H82ZM153 187H155V186H153ZM37 188H35V189H37ZM145 188H146V186H145ZM256 188H258V187H256ZM47 189H45V191H47ZM184 189H186L189 192L190 196L192 197V200L194 202V206H195L196 212H197L196 215L192 216V215L179 214L177 216H171L169 213H165V211H163L162 209L156 207V202L160 198L163 199L167 204H171L175 198H177V197H179L181 195V193H182V191ZM79 191H80V189H79ZM104 191H106V192H104ZM40 192H42V191H40ZM93 192H95V191H93ZM245 192H250L252 194L251 189L248 190V191L246 190ZM30 194L32 195V193H30ZM65 194H66V192H65ZM75 194H77V193H75ZM58 195H60V193ZM257 195H258V193H257ZM26 197H27V195H26ZM68 197H71L70 194H67V198ZM114 197L115 198H118V197H120V198H124L125 197L126 198L127 197V194H125L123 191H121L120 193H118L117 196L115 195ZM232 197H233V199H232ZM23 198H25V196ZM226 198H228V197H226ZM98 199H100V197ZM106 200H104V201H106ZM24 201L25 200H23V202ZM26 201H28V200H26ZM125 201H126V199H125ZM242 201H243L242 202L243 205H246V206L248 205V203H247L248 200H247V198L244 195H243V200ZM40 202H42V201H40ZM50 202H51V200H50ZM263 202H264V199L262 197L261 198V201H260V205L261 206H262ZM28 203H30V202H28ZM104 203H106V202H104ZM219 203H221V202H219ZM51 204H50V206H51ZM238 204H239V202H238ZM48 205L49 204L47 203V206ZM214 205H215V203H214ZM215 206H217V205H215ZM255 206L256 205L253 206V209H252V206L249 209H252V210L256 211L257 208ZM105 207H107V206H105ZM105 207H103V209L105 211H110L111 214H114L115 216H118V214H116V212H113V211H115L116 208H119V207L110 208L108 206V209H106ZM237 207H242V205H237ZM47 208L49 210H52L53 209L51 207H47ZM72 209H73V207H72ZM120 209H121V205H120ZM215 209H217V208H215ZM221 210H222V212H225L226 214L232 216L235 213L236 205L235 204L234 205H230V204L229 205H225L223 208H221ZM58 211H60V210H58ZM63 211H64V208H63ZM120 211H122V209ZM64 212H63V216L62 215H60V216L58 215L57 218L60 219L61 222L63 220V225L65 226V224H64L65 216L64 215L67 214V213H70V209L68 208V210H66ZM117 212H118V210H117ZM133 212H134V210H133ZM179 213H180V211H179ZM222 214H224V213H221V215L219 217L220 219H221ZM261 215L263 216V214H261ZM92 216L91 217H86V222H91V226H92V221H90V219H92ZM107 216L110 217L112 215H108L107 214ZM262 216H259V214H258V216L255 215V218L258 217L257 226L256 227H258L259 229H261L262 227L264 228V217H262ZM206 217H207V215H206ZM214 217L215 216L212 214V217H211L212 219L210 217L208 218V219H210V221L207 219L208 220V223L211 222L214 225V223L217 222V219H214ZM93 218H95V217H93ZM51 221H53V220L51 219ZM65 221L67 223V220H65ZM244 221H246V220H244ZM53 222H52V224H53ZM55 222L57 223V221H55ZM15 223L17 224L16 230L13 229ZM106 223L109 224V222H106ZM136 224H134V225H136ZM199 224H201V223H199ZM113 225H115V224H113ZM252 225H251V229L253 228ZM64 226H63V228H64ZM247 226H248V224H247ZM46 227H48V229H45ZM110 227H111V225H110ZM207 227H210V225L207 226ZM147 228L143 227L142 229H144V232H146L145 230H147ZM218 228H219V226H218ZM234 228H235V226H234ZM212 229H214V228H212ZM238 229H240V228H238ZM246 229L247 228H244L243 230H246ZM54 230H56V229H54ZM63 231H64V229H63ZM235 231L236 230H234V232ZM144 232H143V234H144ZM66 233L68 234L67 231H66ZM200 233H202V232H200ZM203 233L205 234L206 231L203 232ZM224 233H225V230H224ZM224 233L222 232V234H224ZM248 233H249V231H248ZM251 233H252V230H251ZM253 233H255V232L253 231ZM258 233H259V231H258ZM61 234L62 233H60V235ZM227 234L225 233V235H227ZM260 234H261V232H260ZM260 234H259V236H257L259 238L257 239L256 243H254V244L252 243L253 245H245L243 247H242V245H240V248L238 247L239 249L236 252L233 250V252H235L234 254H232V252H230L232 254L230 256L229 255H226V256L223 255V257L225 256V259H223L224 260L223 263L224 264H264V233L261 234V235ZM60 235H57V236L59 237ZM193 235H194V238H193ZM43 236L44 235H42L40 237H43ZM66 236L67 235H65L64 237H66ZM113 236H115V235H113ZM113 236L111 235L109 238H111ZM215 236H217V235L215 234ZM35 237H36V239H35ZM54 237H56V234H55ZM238 237H239V233H238ZM137 238H138V236H137ZM155 238H154V240H156ZM248 238H251V237H248ZM45 239L46 238H43V240H45ZM82 239L84 240V237ZM86 239H88V238H86ZM40 240L42 241V239H40ZM40 240H38V241H40ZM53 240H55V239H53ZM50 241H51V239H50ZM207 241H209V240H207ZM111 242H113V241H111ZM227 242H228V240H227ZM116 243H118V242H116ZM206 243H208V242H206ZM31 245H33V244H31ZM85 245H87V244H85ZM112 245H114V244L112 243ZM112 245H111V247H112ZM115 245L117 246V244H115ZM140 246H143V245H140ZM211 246L212 245H210V247ZM15 247H14V250H15ZM108 247H109V245H108ZM188 248H189V246H188ZM23 249H25V248H23ZM112 249H114V248H112ZM143 249H144V247H143ZM212 249H213V246H212ZM9 250L10 249L8 248V251ZM95 250H97V249H95ZM192 250L194 251V249H192ZM196 250H198V249H196ZM206 250H208V249H206ZM224 250L229 251L226 248H224L223 251ZM215 251H216V248H215ZM118 252L120 253V251H118ZM222 252L220 254H218L216 252V256H217V254H218V256L222 255ZM140 253H142V252H140ZM196 253H198V251H196ZM20 254H21V252H20ZM25 254H26L25 256L27 258H31L33 256V254L35 255V252H34L33 248H27V251H25ZM124 254H125V251H124ZM92 255H94V254H92ZM120 255H121V253H120ZM190 255H191V253H190ZM199 255L201 256V254H199ZM1 256H2V253H1ZM176 256H177V258H176ZM5 257H7V256H5ZM13 258L14 257L7 258L6 261L12 259L10 262H13ZM217 258L218 257H216V259ZM146 259L147 260H150L151 257L148 255L146 257ZM220 260H221V258H220ZM161 262H163V261H161ZM3 263L5 264V261ZM94 263H96V262H94V261H92V262L83 261V262H80L79 264H94ZM126 264H132V263H126Z\"/></svg>", "mask_w": 264, "mask_h": 264}, {"label": "water", "instance_id": "95a60500", "mask_svg": "<svg viewBox=\"0 0 264 264\" xmlns=\"http://www.w3.org/2000/svg\"><path fill=\"white\" fill-rule=\"evenodd\" d=\"M200 39L188 5L179 0H170L164 8L145 10L139 24L125 32L122 39V61L135 72L164 79L178 78L189 71ZM208 57L223 63L228 60L224 58L218 46H213ZM221 67L216 63L209 71L218 72ZM14 86L17 88V97L25 99L30 95L24 79L16 82ZM129 122L134 124L132 119ZM156 207L171 216H194L197 213L192 197L186 189L171 204L160 198Z\"/></svg>", "mask_w": 264, "mask_h": 264}, {"label": "crops", "instance_id": "0c3cea01", "mask_svg": "<svg viewBox=\"0 0 264 264\" xmlns=\"http://www.w3.org/2000/svg\"><path fill=\"white\" fill-rule=\"evenodd\" d=\"M109 168H115L114 166H112V167H109ZM108 170V169H107ZM104 192H106V191H104ZM116 196L118 195V193L117 194H115ZM114 195V196H115ZM111 197H113L112 195H111ZM110 198V197H109Z\"/></svg>", "mask_w": 264, "mask_h": 264}, {"label": "flooded vegetation", "instance_id": "af4514ba", "mask_svg": "<svg viewBox=\"0 0 264 264\" xmlns=\"http://www.w3.org/2000/svg\"><path fill=\"white\" fill-rule=\"evenodd\" d=\"M121 163V162H120ZM107 173H108V171H107ZM101 175V174H100ZM86 217H89V216H86ZM86 220V219H85ZM91 220V219H90Z\"/></svg>", "mask_w": 264, "mask_h": 264}]
</instances>
